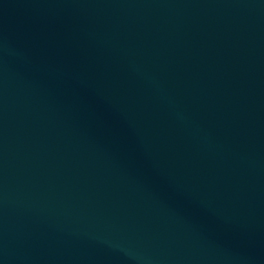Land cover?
<instances>
[{"label":"water","instance_id":"1","mask_svg":"<svg viewBox=\"0 0 264 264\" xmlns=\"http://www.w3.org/2000/svg\"><path fill=\"white\" fill-rule=\"evenodd\" d=\"M0 264H264V0H0Z\"/></svg>","mask_w":264,"mask_h":264}]
</instances>
